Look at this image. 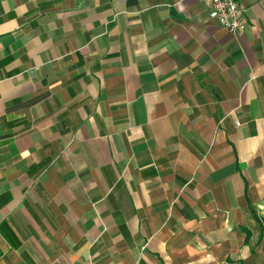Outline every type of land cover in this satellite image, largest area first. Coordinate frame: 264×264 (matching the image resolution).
<instances>
[{
  "label": "crops",
  "instance_id": "crops-1",
  "mask_svg": "<svg viewBox=\"0 0 264 264\" xmlns=\"http://www.w3.org/2000/svg\"><path fill=\"white\" fill-rule=\"evenodd\" d=\"M0 0V264H264V0Z\"/></svg>",
  "mask_w": 264,
  "mask_h": 264
},
{
  "label": "built area",
  "instance_id": "built-area-1",
  "mask_svg": "<svg viewBox=\"0 0 264 264\" xmlns=\"http://www.w3.org/2000/svg\"><path fill=\"white\" fill-rule=\"evenodd\" d=\"M208 5V17L231 35L237 36L247 25L237 0H202Z\"/></svg>",
  "mask_w": 264,
  "mask_h": 264
}]
</instances>
